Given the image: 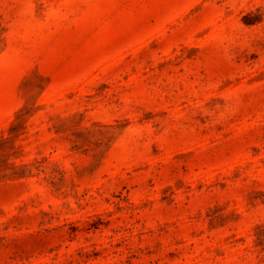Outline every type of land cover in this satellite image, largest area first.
<instances>
[{"label":"rangeland","instance_id":"374dc122","mask_svg":"<svg viewBox=\"0 0 264 264\" xmlns=\"http://www.w3.org/2000/svg\"><path fill=\"white\" fill-rule=\"evenodd\" d=\"M0 264H264V0H0Z\"/></svg>","mask_w":264,"mask_h":264}]
</instances>
